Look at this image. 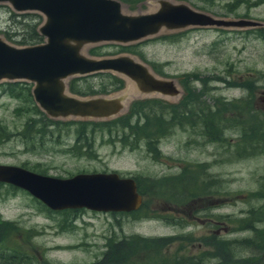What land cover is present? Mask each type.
Returning a JSON list of instances; mask_svg holds the SVG:
<instances>
[{
  "label": "rangeland",
  "instance_id": "rangeland-1",
  "mask_svg": "<svg viewBox=\"0 0 264 264\" xmlns=\"http://www.w3.org/2000/svg\"><path fill=\"white\" fill-rule=\"evenodd\" d=\"M121 1L123 10L130 13L150 12L157 6V0ZM172 1H183L196 10L219 17L235 18L249 13V17L237 19L246 18L264 26V0ZM229 2L237 3L235 15L228 11ZM20 21L12 17L7 6L0 4V35L21 31ZM251 27H190L178 31L181 33L177 36L165 38L161 35L176 32L161 30L157 35L161 37H150L136 49L145 60L155 63L179 83L181 94L170 103H176L177 107L186 95V98L192 97L188 90L193 89L198 106L208 88L211 104L218 97L237 95L236 90L224 86L221 77L244 71L264 72V33L245 31ZM89 48L99 55L129 52L114 43L90 45L85 52ZM195 75L199 80L192 79ZM101 80L93 78V83L98 86ZM123 80L124 86L118 93L128 97L123 113L128 111L132 101L157 98L139 94L135 86L131 90L128 80ZM5 90L7 86L0 84L1 164L18 165L57 177L116 171L135 177L143 195L142 206L136 212H99L85 208L52 211L24 190L0 183V221L13 222L18 229L27 231L21 251L32 255L40 264H97L110 239L135 234L145 237L179 235V239L164 250L168 254L191 256L204 252L206 263L226 259L228 262L222 264H252V256L243 245L237 247L235 243L234 256L228 258L229 255L224 257L223 253L213 257L220 249L217 251L215 245L208 244L209 240L217 238L224 246V242L244 237L236 232L234 225L235 192L248 189L258 175L264 173V156L237 159L233 155L234 144L230 141L239 134L238 125L235 128L229 123L223 141L208 143L201 138L199 125L194 127L187 119L178 122L174 130H166L163 138L148 134L149 129L157 134L162 127L159 130L140 127L137 131L142 135L132 147L121 140V133L130 132L127 126L109 130L108 126L100 124L94 126V133L88 137L90 145L85 141L87 148L81 149L84 154H79L76 142L79 128L71 118L55 120L34 115L29 101L27 104L21 96H13ZM158 111V115L167 116L169 109L163 105ZM176 112L178 114V110ZM33 118L35 125L39 121L41 125L35 134L33 128H24ZM133 139L134 135L130 134L128 141L133 143ZM156 145L160 154L152 156L146 147ZM239 260L242 262L238 263Z\"/></svg>",
  "mask_w": 264,
  "mask_h": 264
},
{
  "label": "water",
  "instance_id": "water-1",
  "mask_svg": "<svg viewBox=\"0 0 264 264\" xmlns=\"http://www.w3.org/2000/svg\"><path fill=\"white\" fill-rule=\"evenodd\" d=\"M121 0H0L16 13L41 17L42 42L15 45L0 35V82L30 84V95L50 119L105 120L127 108V95L78 96L68 90L70 78L111 72L144 96L176 100L181 94L173 77H163L131 53L94 56L86 47L101 43L128 45L157 36L161 30L190 27L242 29L262 23L219 17L183 1L157 0L150 12L130 13ZM0 183L27 192L50 210L85 208L99 212H132L142 194L136 181L116 171L77 173L70 177L40 174L22 166L0 163Z\"/></svg>",
  "mask_w": 264,
  "mask_h": 264
},
{
  "label": "trees",
  "instance_id": "trees-1",
  "mask_svg": "<svg viewBox=\"0 0 264 264\" xmlns=\"http://www.w3.org/2000/svg\"><path fill=\"white\" fill-rule=\"evenodd\" d=\"M9 12L12 15V17H18L19 19H21L20 23L22 25V30L18 32H8V31L5 32V34H2L5 40L15 45H31L42 42L43 39L37 32V27L41 22V17L37 13H32V12L15 13L10 9ZM180 33L176 32L161 36L162 38H165V37H169L170 35L177 36ZM161 36H157V37H161ZM145 40L128 45H122V46L129 51L127 53L136 55L142 61L150 65L151 68L156 73L163 76H167V73H165L159 67H157L155 63L148 62L147 60H145V57L142 55V53H140L136 49V47L143 45ZM91 48L88 49V52L91 55L102 56L99 55L95 49H91ZM184 76H188V75H184ZM196 76L197 75H195L192 79L199 80ZM96 77L102 78L98 86L95 85V83H93V78ZM90 81L92 83H90ZM0 84H5L7 86V90H5L7 91V93H10L13 96H21L24 99L25 103L29 101L28 103H30L31 105L29 109L31 110L32 114L34 115L37 114L40 117L46 116L43 112H41L37 108V106L32 101L30 95L29 83L18 81V82H1ZM123 85H124V81L119 76L111 72H97L85 76H77L71 78L68 81V90L71 93L78 96H92L98 94H109L118 91L123 87ZM17 86H22V87L17 88ZM185 88L186 86L184 83V89ZM190 95L192 96V100H190L191 98H186L187 97L186 95L181 100V102L178 103L176 107V110H178V117L176 119V124L178 125V122L182 123V121L186 119L189 120L188 117L186 116V110L188 108V105H190L192 120L189 124H191L194 127L195 125H199L200 127L201 113H202L201 103L200 101H198V106H196L197 103V102L195 103L196 94L194 93V91ZM140 103H143L144 105L141 106ZM155 106L156 104H154L150 100H147L145 102L134 101L130 104L128 113L124 115H120L108 121L71 120L73 123H76L79 128L77 130V140H76L77 146H79L80 149V151H78L79 154H84L83 151H85V149L87 148L86 145L84 144L85 141H87L88 144L90 143L88 137H90L91 134L94 133L93 131L94 126H98L100 124L104 126H108L109 130H111L112 128L127 126V128L130 129V132L128 134L124 132L121 133L120 135L123 136L121 140L125 143H129L130 144L129 146L135 147L136 141L142 135L138 133L137 129H141V128L136 124L130 125L128 123L129 122L128 120H132L134 119V117L139 118L138 115L144 116V118L148 120L154 119ZM166 114L168 115L169 113ZM159 115L162 116V119L167 117L165 114L164 115L159 114ZM28 122L29 123L31 122V124H29ZM28 122L27 125L24 124V128L26 127H30V129L33 128V134L39 132L38 129L41 128L40 121L37 123V125L34 124V118L30 119ZM57 122L60 123L59 121ZM209 124H210V129L212 131L219 124V122H217V118L215 116L214 111L210 112ZM166 130L170 131L171 128L162 127L160 129V133L157 134V137L164 136L165 134L164 132ZM148 132H149L148 134H152L156 137V133L154 131H153L154 133L151 132V129H149ZM130 134L134 135L133 143L128 141ZM210 135H211V139H213L214 137L213 132H211ZM153 152L154 155L158 154L156 149H154ZM138 189L140 191V187H138ZM68 210H75V209H68ZM26 233L27 231L18 229L17 225H15L13 222L0 221V264H40L39 261L36 258H34L32 255L24 251H21L22 249L21 242L27 239ZM178 239H179V235L164 236V237H160V236L145 237L138 234L129 235L122 239H110L106 245V250L104 251L102 258L97 262V264H222L223 262H228L226 259H224L222 262H219L217 260L214 263H210L209 261L208 263H206L204 252H201L199 255L193 254L191 256L190 255L178 256V255L168 254L166 251H164L169 245L173 244ZM235 243L236 241H232L231 243L224 242V246H222L221 241H219L217 238L208 241L209 245L216 246L217 251L218 249H220L219 253L214 255L213 257H216L217 255L219 256L220 254L223 253L224 257H227L229 255L228 258H232V256H234L233 249H235ZM12 244H15L17 247L11 246ZM44 264H48V263H44Z\"/></svg>",
  "mask_w": 264,
  "mask_h": 264
},
{
  "label": "flooded vegetation",
  "instance_id": "flooded-vegetation-1",
  "mask_svg": "<svg viewBox=\"0 0 264 264\" xmlns=\"http://www.w3.org/2000/svg\"><path fill=\"white\" fill-rule=\"evenodd\" d=\"M247 4L251 6V3L248 2ZM236 5L237 3H227L226 6L228 11H232L230 15H235L233 12H236L234 9L237 7ZM249 11L250 10H247V12ZM241 17H249V13H244L243 16L236 15L235 18ZM251 28L245 31L249 33L255 31V34L264 33L263 25ZM221 79L224 82V86L236 90L237 95L235 94L232 98L218 97L216 100H212L210 104L208 88L204 90L201 95L202 113L200 122L201 129L199 130L201 138L206 143L209 141H223V139L226 138L228 124L233 123L236 126L235 128H237V125L239 128V134L237 133L230 141L234 144L233 155L235 158L241 159L244 157L252 158L258 155L264 156V72L244 71L240 73H229V75L227 74L226 77H221ZM188 91L192 93L193 89H189ZM147 100H150L154 104L158 101L160 102L157 103L154 108L155 118L148 120L145 119L144 116L138 115L139 118L133 116L134 119L128 120L130 125L136 124L142 128L155 127L158 130L161 127H168L171 128L170 131L178 127L176 124V119L178 117L176 103H170L172 100L160 97L135 101L145 102ZM140 105L142 106L144 104L140 103ZM163 105H167L169 109V114L164 119H162L161 115H158V110ZM211 111L215 112L217 122H219L218 126L214 128L213 131L210 129L209 124ZM186 116L191 122L190 105L186 110ZM221 118L224 119L223 122ZM225 119H228V121ZM226 121L227 123H225ZM211 132L214 134L213 139H211ZM159 133L160 131L157 132V134ZM163 137L164 136L158 138ZM157 142L158 140L156 138V143ZM154 149H156L159 155L160 149L157 145L146 147L147 152L152 154V156H154ZM133 178L139 187V181H137L135 177ZM235 195L236 212L234 213V225L238 234H244L243 238L236 239V246L243 245L244 248L248 249L250 252L249 256H252V264H264V173L258 175L256 182L248 189L236 190ZM164 220L167 221L168 218L166 217ZM241 262V260L238 261V263Z\"/></svg>",
  "mask_w": 264,
  "mask_h": 264
},
{
  "label": "bare ground",
  "instance_id": "bare-ground-1",
  "mask_svg": "<svg viewBox=\"0 0 264 264\" xmlns=\"http://www.w3.org/2000/svg\"><path fill=\"white\" fill-rule=\"evenodd\" d=\"M128 85L130 86L131 90H133V86L128 82Z\"/></svg>",
  "mask_w": 264,
  "mask_h": 264
}]
</instances>
